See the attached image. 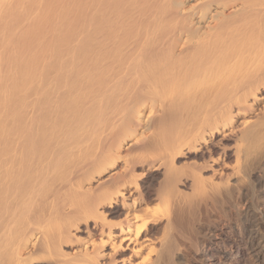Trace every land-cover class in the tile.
<instances>
[{
	"label": "bare ground",
	"instance_id": "bare-ground-1",
	"mask_svg": "<svg viewBox=\"0 0 264 264\" xmlns=\"http://www.w3.org/2000/svg\"><path fill=\"white\" fill-rule=\"evenodd\" d=\"M0 264H264V0H0Z\"/></svg>",
	"mask_w": 264,
	"mask_h": 264
}]
</instances>
